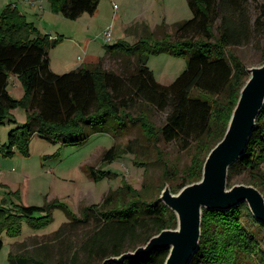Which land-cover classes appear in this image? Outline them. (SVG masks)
Returning a JSON list of instances; mask_svg holds the SVG:
<instances>
[{
  "label": "trees",
  "instance_id": "obj_1",
  "mask_svg": "<svg viewBox=\"0 0 264 264\" xmlns=\"http://www.w3.org/2000/svg\"><path fill=\"white\" fill-rule=\"evenodd\" d=\"M51 11L76 20L84 14L92 16L100 0H46ZM192 13L189 20L173 24V33L154 38L153 33L138 39L132 46L114 43L105 46L108 56L135 58L132 73L117 75L98 64L56 74L50 69L49 48L57 43L49 35L40 38L39 31L20 11L9 5L0 16V126L11 118L17 106L26 111L27 120L8 134L0 154L12 157L14 151L29 156V142L34 136L61 148L81 147L98 134L114 139L125 135L127 128L139 125L143 138L156 145L179 143L183 149L194 148L192 166L179 183L178 191L200 179L204 156L222 139L239 92L248 78L246 66L232 52L249 39L246 15L248 0H186ZM263 35L264 5L254 21ZM168 54L185 59V69L169 85L160 84L147 62L151 55ZM128 67V65H127ZM127 71V69H124ZM17 76L24 96L14 100L7 91L10 76ZM141 105L165 114L162 126H156ZM134 153L131 145L113 146L106 150L103 164ZM138 166H144L137 162ZM264 108L244 155L230 168L229 183L237 174L247 173L249 182L264 195ZM97 182L110 177L108 171H87ZM166 180L178 173L165 167ZM180 178V177H179ZM177 191V192H178ZM151 187L134 190L123 184L109 191L99 204L82 211L77 218L69 207L54 199L43 206H24L12 200L0 203V250L2 236H21L22 225L43 230L52 224V211L61 209L69 224L85 223L90 215L99 226L82 244L86 260L83 264H102L110 257L128 252L129 247L145 244L152 236L176 227V217ZM256 222L247 205L241 203L230 210L204 211L198 251L189 264H244L245 259L264 264V249L251 229ZM134 250V248H133ZM167 251L126 259L122 263L163 264ZM9 264H46L44 260L25 256L8 258Z\"/></svg>",
  "mask_w": 264,
  "mask_h": 264
},
{
  "label": "rangeland",
  "instance_id": "obj_2",
  "mask_svg": "<svg viewBox=\"0 0 264 264\" xmlns=\"http://www.w3.org/2000/svg\"><path fill=\"white\" fill-rule=\"evenodd\" d=\"M9 5L18 7L26 21L37 28L40 38L49 35L51 40H58L48 51L56 74L93 63L117 75L132 73L135 58L119 54L108 56L105 46L117 42L132 46L146 35V31L152 32L154 38H162L168 32L173 33V24L192 17L186 0H100L95 16L85 14L76 20L52 12L48 2L41 7L37 3L31 5L27 0H0V16ZM261 5H264V0H248L249 39L229 48L247 69L264 63L263 35L254 26ZM111 25L112 40L107 43L103 34ZM147 66L160 84L169 85L185 69V59L168 54L151 55ZM11 77L15 79L17 87H14ZM7 91L16 101L23 98V85L17 76H10ZM140 108L147 111L156 126H162L165 120L163 112L141 105L133 114L139 112ZM10 114L11 118L0 126V146L7 144L11 130L27 120L26 111L21 106ZM113 144L122 148L131 145L134 153L124 154L111 163L103 164V155ZM28 151V157L21 156L17 151L12 157L0 154V203L12 200L24 206H43L57 199L66 204L77 218L81 217L83 210L99 204L109 191L123 184L137 191L143 186L151 187L157 196L165 186L176 193L183 174L192 166L196 154L194 148L183 149L175 142L148 143L136 123L127 128L125 135L116 139L110 134H98L81 147L61 148L34 136L29 142ZM203 155L206 158L207 153L203 152ZM137 162L144 166H138ZM166 166L177 172L178 178L166 180ZM89 168L108 171L110 177L94 182L87 173ZM247 182V173L242 171L229 184ZM52 216V224L43 230L35 231L23 224L21 236L9 238L4 234L0 264H9L10 255L37 258L46 264H83L86 255L83 254L82 244L99 226V222L90 215L85 223L69 224L65 213L59 208L52 211ZM250 229L259 237L264 249V231L253 224ZM137 247L131 246L127 250L134 251L133 248ZM244 264L263 263L245 259Z\"/></svg>",
  "mask_w": 264,
  "mask_h": 264
},
{
  "label": "water",
  "instance_id": "obj_3",
  "mask_svg": "<svg viewBox=\"0 0 264 264\" xmlns=\"http://www.w3.org/2000/svg\"><path fill=\"white\" fill-rule=\"evenodd\" d=\"M222 139L208 152L200 179L172 193L168 186L159 201L176 217V227L152 236L134 251L103 261L122 263L126 259L167 251L163 264H189L199 249L204 211L230 210L245 203L253 219L264 225V195L251 184H229L230 168L246 152L256 121L264 108V63L247 69Z\"/></svg>",
  "mask_w": 264,
  "mask_h": 264
},
{
  "label": "crops",
  "instance_id": "obj_4",
  "mask_svg": "<svg viewBox=\"0 0 264 264\" xmlns=\"http://www.w3.org/2000/svg\"><path fill=\"white\" fill-rule=\"evenodd\" d=\"M27 2L28 3H30L31 5L32 4H35V3H37V4H40V6L42 7V5H44V3L45 2H47L46 0H27ZM15 7H16V5H14ZM18 8V7H17ZM96 13H97V11L92 15V16H95L96 15ZM85 15V14H84ZM84 15H82V16H84ZM81 16V17H82ZM159 25V24H158ZM157 26V25H156ZM155 26V27H156ZM111 28H112V25L110 26ZM49 59H50V69L52 70V72L54 71V72H56L55 70H54V68H53V63H52V60H51V56H50V53H49ZM95 63H93V64H91V65H94ZM91 65H89V66H91ZM86 67V66H85ZM53 72V73H54ZM13 77H11V80L13 81V85H14V87H17V84L15 83V79H12Z\"/></svg>",
  "mask_w": 264,
  "mask_h": 264
},
{
  "label": "built area",
  "instance_id": "obj_5",
  "mask_svg": "<svg viewBox=\"0 0 264 264\" xmlns=\"http://www.w3.org/2000/svg\"><path fill=\"white\" fill-rule=\"evenodd\" d=\"M111 30L112 28L110 27L109 29H107L104 34H103V39L107 42L110 43L112 40V35H111Z\"/></svg>",
  "mask_w": 264,
  "mask_h": 264
}]
</instances>
